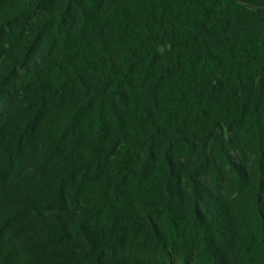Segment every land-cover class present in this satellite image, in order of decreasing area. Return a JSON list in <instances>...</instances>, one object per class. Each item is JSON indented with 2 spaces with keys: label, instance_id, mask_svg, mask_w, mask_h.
<instances>
[{
  "label": "trees",
  "instance_id": "trees-1",
  "mask_svg": "<svg viewBox=\"0 0 264 264\" xmlns=\"http://www.w3.org/2000/svg\"><path fill=\"white\" fill-rule=\"evenodd\" d=\"M0 264H264V0H0Z\"/></svg>",
  "mask_w": 264,
  "mask_h": 264
}]
</instances>
